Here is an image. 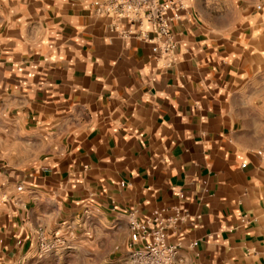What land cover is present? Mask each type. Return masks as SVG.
Listing matches in <instances>:
<instances>
[{"label": "crops", "instance_id": "obj_1", "mask_svg": "<svg viewBox=\"0 0 264 264\" xmlns=\"http://www.w3.org/2000/svg\"><path fill=\"white\" fill-rule=\"evenodd\" d=\"M94 1L0 0V264H130L158 212L178 264H264V3L177 0L164 53Z\"/></svg>", "mask_w": 264, "mask_h": 264}, {"label": "built area", "instance_id": "obj_2", "mask_svg": "<svg viewBox=\"0 0 264 264\" xmlns=\"http://www.w3.org/2000/svg\"><path fill=\"white\" fill-rule=\"evenodd\" d=\"M260 1L264 3V0ZM94 4L100 12L150 26L154 36H149L146 31H141L139 36L157 43L164 53L175 49L172 17L168 12L179 5L177 0H95ZM151 223L148 228H142L137 222L133 224L140 245L130 248V264H178L179 245L168 242V220L158 212ZM38 240L40 249L46 251L62 241L60 238L49 240L44 233H39Z\"/></svg>", "mask_w": 264, "mask_h": 264}, {"label": "rangeland", "instance_id": "obj_3", "mask_svg": "<svg viewBox=\"0 0 264 264\" xmlns=\"http://www.w3.org/2000/svg\"><path fill=\"white\" fill-rule=\"evenodd\" d=\"M69 247L68 245L66 244H63L61 241L58 242L57 244H55L51 249H49L48 251L46 250H41V251H46V252H51V251H54V250H57V249H62L63 251L64 250H67ZM93 264H99V263H93Z\"/></svg>", "mask_w": 264, "mask_h": 264}]
</instances>
